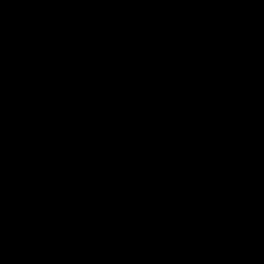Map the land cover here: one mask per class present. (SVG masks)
I'll list each match as a JSON object with an SVG mask.
<instances>
[{"label":"water","instance_id":"1","mask_svg":"<svg viewBox=\"0 0 264 264\" xmlns=\"http://www.w3.org/2000/svg\"><path fill=\"white\" fill-rule=\"evenodd\" d=\"M0 264H264V0H0Z\"/></svg>","mask_w":264,"mask_h":264}]
</instances>
